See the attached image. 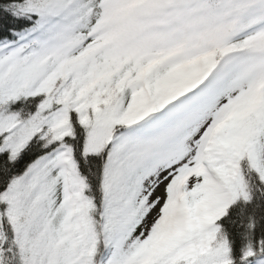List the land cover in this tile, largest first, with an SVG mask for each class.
Listing matches in <instances>:
<instances>
[{
  "label": "snow or ice",
  "instance_id": "1",
  "mask_svg": "<svg viewBox=\"0 0 264 264\" xmlns=\"http://www.w3.org/2000/svg\"><path fill=\"white\" fill-rule=\"evenodd\" d=\"M0 264H264V0H0Z\"/></svg>",
  "mask_w": 264,
  "mask_h": 264
}]
</instances>
